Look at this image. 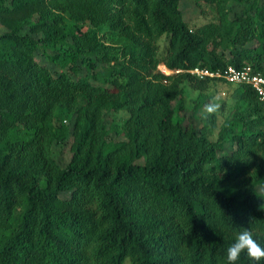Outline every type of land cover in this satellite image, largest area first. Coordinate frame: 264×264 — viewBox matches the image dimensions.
Instances as JSON below:
<instances>
[{"label": "trees", "instance_id": "trees-1", "mask_svg": "<svg viewBox=\"0 0 264 264\" xmlns=\"http://www.w3.org/2000/svg\"><path fill=\"white\" fill-rule=\"evenodd\" d=\"M181 2L0 0V264H229L246 227L264 244V102L190 72H264V0H194L197 27ZM218 83L235 87L221 123L201 113Z\"/></svg>", "mask_w": 264, "mask_h": 264}, {"label": "rangeland", "instance_id": "rangeland-1", "mask_svg": "<svg viewBox=\"0 0 264 264\" xmlns=\"http://www.w3.org/2000/svg\"><path fill=\"white\" fill-rule=\"evenodd\" d=\"M236 10H241L243 8L242 5H236L233 4ZM181 8L184 12L185 19L189 22L192 27H197L200 25H203L209 21L212 20V14L209 11L208 7H206V13L198 7L194 0H182L181 2ZM5 29L0 28V32H3ZM162 48H165V40L163 42ZM41 64H45L47 66H52L55 71L58 73L62 70V68L59 65H56L52 62V59H50L48 56H45L43 53H39L37 55V59ZM101 68V67H100ZM168 67L162 63L159 65V70L163 71L164 73H172V71ZM86 71L83 69V73ZM187 106H188V114L189 116L193 114L192 107L194 104L195 99L199 96L200 91L195 90L187 85ZM235 87L229 84L225 83H218L216 86L211 87L204 91V93L207 96H211V99L209 100V103H217L220 105V112H219V122L221 123L223 119L228 115L230 108L234 102L233 93H234ZM207 112L206 107L201 109V113ZM185 112H181V114H184ZM127 112L124 110L122 112H108L107 113V119L110 121H116L119 123H122L126 116ZM188 116V117H189ZM66 120L65 112H60L55 120L56 124H60V122ZM113 138L115 140H119L122 138V136H118L117 134H113ZM234 147L231 144H228L227 150L228 152L231 151ZM57 161L62 165L66 166L70 163L72 159V152L70 150V145L62 146L60 144L54 145V154ZM61 196L63 198H70L71 192H62ZM125 264H131L130 259H128Z\"/></svg>", "mask_w": 264, "mask_h": 264}, {"label": "built area", "instance_id": "built-area-1", "mask_svg": "<svg viewBox=\"0 0 264 264\" xmlns=\"http://www.w3.org/2000/svg\"><path fill=\"white\" fill-rule=\"evenodd\" d=\"M190 72L197 75L199 78H221L228 83L249 84L255 90L259 99L264 102V72L255 71L251 65H246L243 68L228 65L223 70H211L206 67L198 66L191 69Z\"/></svg>", "mask_w": 264, "mask_h": 264}, {"label": "clouds", "instance_id": "clouds-1", "mask_svg": "<svg viewBox=\"0 0 264 264\" xmlns=\"http://www.w3.org/2000/svg\"><path fill=\"white\" fill-rule=\"evenodd\" d=\"M205 107L208 113H215L220 108V105L209 103ZM245 251L255 259L257 264H260L261 260L264 259V244L253 235V230L247 227L239 232L227 249L226 256L229 264H236L241 253Z\"/></svg>", "mask_w": 264, "mask_h": 264}, {"label": "bare ground", "instance_id": "bare-ground-1", "mask_svg": "<svg viewBox=\"0 0 264 264\" xmlns=\"http://www.w3.org/2000/svg\"><path fill=\"white\" fill-rule=\"evenodd\" d=\"M168 69V68H167Z\"/></svg>", "mask_w": 264, "mask_h": 264}]
</instances>
